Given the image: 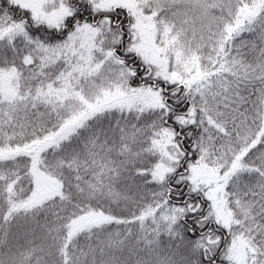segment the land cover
<instances>
[{"label": "snow or ice", "instance_id": "obj_1", "mask_svg": "<svg viewBox=\"0 0 264 264\" xmlns=\"http://www.w3.org/2000/svg\"><path fill=\"white\" fill-rule=\"evenodd\" d=\"M0 264H264V0H0Z\"/></svg>", "mask_w": 264, "mask_h": 264}]
</instances>
